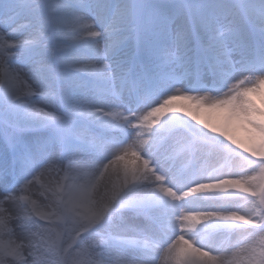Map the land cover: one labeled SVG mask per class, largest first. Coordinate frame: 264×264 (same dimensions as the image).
Returning <instances> with one entry per match:
<instances>
[{
    "label": "snow or ice",
    "instance_id": "snow-or-ice-1",
    "mask_svg": "<svg viewBox=\"0 0 264 264\" xmlns=\"http://www.w3.org/2000/svg\"><path fill=\"white\" fill-rule=\"evenodd\" d=\"M0 264H264V0H0Z\"/></svg>",
    "mask_w": 264,
    "mask_h": 264
},
{
    "label": "bare ground",
    "instance_id": "bare-ground-1",
    "mask_svg": "<svg viewBox=\"0 0 264 264\" xmlns=\"http://www.w3.org/2000/svg\"><path fill=\"white\" fill-rule=\"evenodd\" d=\"M201 118L210 122V123H213V124H216V125H220L221 123V120H220V114L219 113H215V112H209V111H202L201 112ZM234 135L235 136H245V133L243 131V129L241 128H236L234 130Z\"/></svg>",
    "mask_w": 264,
    "mask_h": 264
},
{
    "label": "rangeland",
    "instance_id": "rangeland-1",
    "mask_svg": "<svg viewBox=\"0 0 264 264\" xmlns=\"http://www.w3.org/2000/svg\"><path fill=\"white\" fill-rule=\"evenodd\" d=\"M238 139H240V140H243L244 138H245V136H236Z\"/></svg>",
    "mask_w": 264,
    "mask_h": 264
}]
</instances>
